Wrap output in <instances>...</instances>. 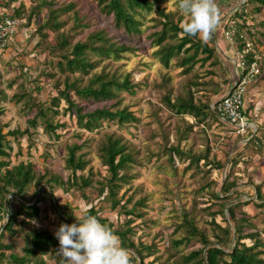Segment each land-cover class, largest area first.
Segmentation results:
<instances>
[{
    "label": "rangeland",
    "instance_id": "374dc122",
    "mask_svg": "<svg viewBox=\"0 0 264 264\" xmlns=\"http://www.w3.org/2000/svg\"><path fill=\"white\" fill-rule=\"evenodd\" d=\"M50 1L61 5L71 0ZM72 1L76 2L78 16L87 25L70 33L75 36L72 43L84 41L88 33L98 28L110 30L106 20L100 16L95 18V0ZM164 1L163 6L173 10L177 17L184 15L178 10L175 0ZM245 1L216 0L219 22L211 40L207 42L214 49L215 57L204 66L196 65L191 74L184 76L182 69L178 68L181 57L174 59L168 71L171 83L161 85V75L166 74L167 70L158 63L153 55L154 50L150 49L132 58L126 63L125 69L120 68V71L124 69L131 73V80L136 83V87L133 94L118 93L117 108L127 106L140 122L119 126L116 122L104 121L100 127L88 132L79 129L75 119L64 112L66 104L62 100L60 107L56 109L57 114H49L53 125L65 123V127L54 132L58 138L44 132L42 127H38L36 132L31 130L29 134L16 138L8 132L15 129L24 131L27 118L32 116L24 114L23 108L26 107V111L32 101L47 102L52 97H57L55 85L63 87L65 78L69 77L68 72L59 71L57 63L60 62L61 53H67L70 49H55L54 32H44L48 36L47 41L36 34L39 24L35 15L39 10L35 9V5L39 0H0V10L21 21L17 34L24 38L17 44L11 42L6 49L0 51V106L4 109V114L0 117V130L5 135L3 143L8 154L7 157H0V161L9 162V168L20 162H28L33 165L36 176L46 173L43 181L50 175L57 174L66 182L73 175L66 164L67 148L76 144L81 147L77 156L87 163L83 170L76 172L78 186L81 185L80 177L88 178L90 182L84 189L71 188L72 184L68 186V183L67 191L58 187L49 189L47 186L28 185L22 201H12L8 205L9 210L15 213L18 203L28 202L36 203L39 213L32 221H20L19 226L12 229L14 234H6L0 243L11 245L13 253L22 255L27 232L36 230L54 235L59 223V213L72 215L74 220H79L93 208L96 217L104 220V224L111 225L114 230H130L126 233V241L132 256H135L133 252H139L148 264H182V260L192 251L201 248L196 237L185 240L188 236L183 227L185 216L193 220L195 227L205 234L209 242H214L216 233L222 234L211 222L214 221L222 228L234 226L235 223L226 212L227 207L222 205L223 200L214 198L215 194L220 193L223 184L230 183L236 185L228 199L233 204L239 203V208L235 210L237 219H241V213H245L249 220L246 225L245 222L239 224L244 226L245 233L256 234L264 243V7H259L256 12L255 3H246L249 9L246 11L249 13L230 19ZM17 10H21L19 15L15 14ZM45 13L43 10L40 17L43 18ZM73 19V12L61 17L60 20L66 25L61 29L62 32H67L74 25ZM151 19L146 24L147 28L154 25V22H150ZM236 23L241 24L239 28L245 24L240 34L245 43L250 44L249 52L258 57L259 73L248 85L244 105L249 121L255 123L257 130L256 138L252 140L250 139L254 135L242 137L232 131L230 126L216 119L199 123L205 118L199 120L192 116H175L166 106L165 100L168 96L171 100L176 96H185L189 88L193 99L197 103L208 105L210 109L227 93L239 72L237 42L233 39ZM236 31L239 32L237 28ZM102 65L101 62L99 68ZM109 65L112 69L119 67L114 63ZM70 77L81 76L76 73ZM188 82L198 85L190 89ZM87 83V78H83L81 84L84 86ZM22 95L26 96L16 98ZM82 103L88 111L101 107ZM213 113L217 115L215 111ZM189 125H192V130ZM111 133L123 138L128 146L127 150L132 152L135 159L128 170L118 175L128 172L133 179L117 189L118 195L113 198L119 200L116 208H111L106 188L110 175L101 158L102 142L105 135ZM170 147H178L184 157L173 154ZM191 159L200 160L192 163ZM5 170L2 167L0 175ZM101 184L105 185L103 193H100ZM257 191H260L259 197ZM128 198L131 199L130 202H127ZM9 199L12 197L7 196L6 200ZM140 200L144 201V205L136 207L134 212L143 217L126 216L123 208L132 210ZM180 240L185 241L174 248L173 244ZM243 243L251 246L252 240H243ZM228 245L231 247L233 243ZM58 248L55 251L51 248L49 253L52 255L43 256L46 264H54L58 260L55 256ZM229 249H225V252ZM258 249L264 252V244ZM262 256L264 258V253ZM134 262L140 264L139 258Z\"/></svg>",
    "mask_w": 264,
    "mask_h": 264
},
{
    "label": "trees",
    "instance_id": "16d2710c",
    "mask_svg": "<svg viewBox=\"0 0 264 264\" xmlns=\"http://www.w3.org/2000/svg\"><path fill=\"white\" fill-rule=\"evenodd\" d=\"M175 1L177 6V0ZM250 2L257 5L256 12L259 11V7H264V0H246L240 6L239 11H235L230 19L234 20L243 17L245 13H249L246 3L250 4ZM164 3V0H95L94 7L97 11L95 18L100 16L106 20L110 30L104 27L98 28L88 33L84 41L78 40L72 43L75 36L70 33L87 26L83 24L82 18L78 16L76 2L71 0L57 5L54 1L39 0L38 4L35 5V9L39 10H37L38 12L35 15L39 24L36 34H39L44 41H47L48 36L44 32H54L56 33L54 38L55 49L58 51L70 49L67 53H61L60 62L57 63L59 71L61 73L68 72L69 77L65 78L63 87H60V84L55 85L57 97H52L47 102L32 101L31 105L28 104L29 106H27L26 111V107H24V114L28 113V115H32L26 120V129L24 131L15 129L8 132V134L17 138L23 134H29L31 130L36 132L38 127H42L44 132L58 138V135L54 134V132L59 128L65 127V123L53 125L49 114H57L56 109L60 107L62 100L66 104V108L63 109L64 112L75 119L79 129L88 132H92L100 127L101 122L104 121L116 122L119 126H127L140 122V119L127 106L117 108L119 104L118 93L126 92L133 94L136 87V83H133L131 80V73L124 71L127 62H130L132 58L140 56L141 53H144V50H154L153 55L158 60V63L167 70L166 74L161 75V85H168L171 83V75H169L168 71L171 68L172 60L181 57L178 62V68L182 69L184 76H187L192 73L196 65L200 64V66H204L215 57V51L209 44L195 37L181 35L179 25L185 19L184 15L177 17L173 10H169L163 6ZM43 10L46 13L42 18L40 16ZM20 11H15V14L19 15ZM70 12L74 14V25L67 32H62L61 29L66 25L60 19L63 15ZM14 17L17 18L16 16ZM150 19V22H154V25L147 28L146 24ZM239 25L241 24L236 23L233 28V39L237 42V52L242 56L246 66H249L254 61V55L246 51L244 37L240 34L243 32L242 27H245V24L240 28ZM236 28L239 32L236 31ZM101 62L103 65L99 68ZM214 62L217 64L215 60ZM110 63L117 64L119 67L112 69L109 65ZM121 67H124L122 71H120ZM76 73L81 77H72L74 78L72 80L70 76ZM83 78H87L88 80V83L84 86L81 84ZM188 85L191 89L197 86L198 83L188 82ZM184 87L185 85L183 89ZM24 96L26 95L16 96V98L22 99ZM74 98H77V100ZM165 100L166 106L175 116L186 115L199 120L200 118H205L201 122L198 121L199 123H204L208 119H216L221 122L217 115L213 113V110L209 109L208 105H202L193 99L189 88L185 96H176L173 100L168 96ZM82 102H86L89 105L97 104L101 107L88 111ZM244 113L246 115L245 110ZM3 114L4 109L0 106V117ZM189 126L190 130H192V125ZM231 130L235 131L232 127ZM255 134L249 131L247 136L254 135L250 139L252 140L256 138ZM4 136L0 130V157L8 156L4 148ZM122 139L121 136L116 137L113 133L105 135L101 148L102 162L107 167L110 175L106 181V188L109 192L111 208H116L119 204V200L113 199L118 195L117 189L121 187V184H129L133 179V176L128 175V172L118 176L120 172L128 170L131 166L130 164L135 161L132 152L127 150L128 146ZM79 149L81 147L76 144L67 148L68 156L66 164L72 170L73 175L66 182L57 174H52L46 181H43L46 173L36 176L33 165L28 162H20L18 165L9 168V162L0 161V169L2 167L6 169L3 175H0V240L6 234L12 236L14 234L13 227L19 226L20 221L25 223L27 220L32 221L37 217L39 208L36 203L20 202L18 203V210L15 213H11L8 207L12 201H22L23 193L28 185L47 186L49 189L58 187L63 188L65 191H67V187L71 184V188L78 187L81 189L87 188L90 185L88 178L80 177L81 185L78 186L76 172L83 170L87 164L81 157L77 156ZM170 151L178 157H184L178 147L171 148ZM170 160L173 161L172 158ZM199 160L191 159L192 163ZM68 183L69 185L67 186L66 184ZM101 187L100 193H103L105 185L101 184ZM234 187L236 185L233 183L229 185L223 184L220 193L214 195L215 199L219 200L221 198L223 200V207H227L226 212L230 220L235 223L233 227L227 225L225 228H222L214 221L211 222L214 228L222 233L214 235V242H209L205 234L198 231L192 219H189L187 216L184 217L185 222L183 227L188 232L185 240L196 237L201 248L192 251L182 260V264H264L262 256L264 252L258 249L264 243L256 237V234L245 233L246 229L239 223L245 222L246 225L249 223V220L245 213H241V219H237L235 210L239 208V203L233 204L228 199V195ZM7 196H11L12 199L6 200ZM257 196H260V191H257ZM130 201L131 199L128 198L127 202ZM143 205L144 201L140 200L132 210L123 208V211L126 216L142 218L143 216L138 215L134 210L136 207H142ZM86 215L96 216V212L91 208L86 212ZM97 219L104 224V220L98 217ZM127 222L129 224V221ZM73 223H77V221L74 220L72 215H60L59 213L57 229L61 224L71 225ZM109 227L119 237L122 246L129 249L128 247L130 246L127 245L126 233L130 230L117 231L111 225ZM250 239L252 240L251 246L243 243V240ZM24 241L25 245L22 255L13 253L11 245L0 243V264H46L43 257L45 255L43 254L49 253L51 248H54L55 251L59 247V241L49 232L31 230L25 234ZM184 241L180 240L173 244V247L176 248ZM232 243L233 245L230 247L228 244ZM225 249H229V251L225 252ZM133 253L135 256L131 257V261L134 262L139 258L140 264H148L144 262V257L139 252ZM149 253L152 254L151 252ZM137 254L141 256L139 257Z\"/></svg>",
    "mask_w": 264,
    "mask_h": 264
},
{
    "label": "clouds",
    "instance_id": "9594fccd",
    "mask_svg": "<svg viewBox=\"0 0 264 264\" xmlns=\"http://www.w3.org/2000/svg\"><path fill=\"white\" fill-rule=\"evenodd\" d=\"M177 8L185 17L179 25L181 35L209 42L219 22L216 0H177ZM54 236L59 241L54 264H131L130 250L94 215H86L71 225L61 224Z\"/></svg>",
    "mask_w": 264,
    "mask_h": 264
},
{
    "label": "built area",
    "instance_id": "2783aa9c",
    "mask_svg": "<svg viewBox=\"0 0 264 264\" xmlns=\"http://www.w3.org/2000/svg\"><path fill=\"white\" fill-rule=\"evenodd\" d=\"M21 21L15 17H11L7 13L0 10V51L6 49L13 42ZM230 33V39L232 38ZM246 51H251L250 44H246ZM250 53V52H249ZM238 54L240 59L238 70L233 86L227 93L213 106L211 109L217 113L218 119L234 128L236 134L247 136L249 131H255V126L244 113V98L248 85L251 84L255 76L259 73L258 57L254 55V61L246 66L242 56ZM252 54V53H251ZM131 264H137L131 261Z\"/></svg>",
    "mask_w": 264,
    "mask_h": 264
},
{
    "label": "crops",
    "instance_id": "0c3cea01",
    "mask_svg": "<svg viewBox=\"0 0 264 264\" xmlns=\"http://www.w3.org/2000/svg\"><path fill=\"white\" fill-rule=\"evenodd\" d=\"M24 40V38H23V36L22 35H19V34H17V36L14 38V40H13V42H15L16 44L17 43H19V42H21V41H23ZM246 96L247 95H245V98H244V105H245V99H246ZM243 105V108H244V110H245V106ZM254 113H256V112H254ZM247 118H248V116H247ZM249 119V118H248ZM249 122H251V121H249ZM253 123V122H252ZM254 124V126H255V123H253ZM252 132H254V134L257 132V130H256V128H255V131H252ZM243 137H247V136H243Z\"/></svg>",
    "mask_w": 264,
    "mask_h": 264
}]
</instances>
